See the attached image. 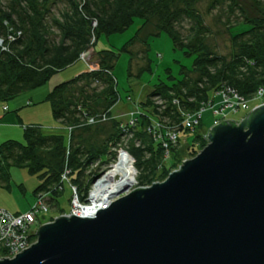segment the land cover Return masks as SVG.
<instances>
[{
    "label": "trees",
    "instance_id": "obj_1",
    "mask_svg": "<svg viewBox=\"0 0 264 264\" xmlns=\"http://www.w3.org/2000/svg\"><path fill=\"white\" fill-rule=\"evenodd\" d=\"M198 1L12 0L8 11L0 6V41L4 43V47H0V102L9 103L45 86L55 74L81 61L82 54L95 50L103 34H122L136 19L144 21L142 31L154 21L155 36L166 33L175 49L196 55L193 70L184 69V78L172 86H156L140 105L136 125L129 127L127 132L121 127L118 138L110 140L115 142L124 135L134 134L136 141L141 143L140 147L127 150L135 158L140 187L167 179L169 169L163 162L166 149L164 143L154 137L155 133L163 138L168 130L178 131L180 136L187 134L192 130L185 126V120L205 106L214 105L215 97L221 98L218 94L231 89L250 102L257 99L258 91L264 87V0L212 1L210 10L225 8L227 20L221 24L229 34V55L217 54L207 44L211 31L203 15L194 8ZM181 19L191 22L187 34L177 28L176 23ZM243 25L248 29L238 32ZM136 39L130 40L123 49L132 56ZM146 50L142 52H148ZM94 53L98 57V62L93 63L94 71L56 85L46 98L55 120L65 130L72 128L71 134L65 138L45 135L37 125L24 127V143L10 140L0 144L1 181L8 176V166L26 167L31 174H39L41 181L34 199L40 193H47L48 203L59 204L63 194L60 190L62 176L68 170L81 202L86 201L90 185L97 177L91 178L94 175L91 173L89 179L86 175L100 151L84 145L75 149V146L84 133L100 126L89 125V118L103 114L112 116L113 107L120 99L113 74L116 53ZM145 56L146 68L151 71L147 54ZM132 60L130 77L133 76ZM80 84L83 87L78 90ZM101 97H104L105 107L99 111L92 104ZM156 98L160 104L154 101ZM249 105L239 111H247ZM196 144H200L202 150L208 144L206 137L199 136L190 145L192 157L198 154ZM169 147L174 150L172 145Z\"/></svg>",
    "mask_w": 264,
    "mask_h": 264
},
{
    "label": "water",
    "instance_id": "obj_2",
    "mask_svg": "<svg viewBox=\"0 0 264 264\" xmlns=\"http://www.w3.org/2000/svg\"><path fill=\"white\" fill-rule=\"evenodd\" d=\"M207 142L165 181L42 225L0 264H264V104Z\"/></svg>",
    "mask_w": 264,
    "mask_h": 264
},
{
    "label": "rangeland",
    "instance_id": "obj_3",
    "mask_svg": "<svg viewBox=\"0 0 264 264\" xmlns=\"http://www.w3.org/2000/svg\"><path fill=\"white\" fill-rule=\"evenodd\" d=\"M212 1L213 0H199L195 3L194 8H196L200 14L203 15L205 23L210 28L211 34L207 39V44L209 47H211V49L217 54L229 55V34L227 28L221 24V22H225L227 20L226 14L224 12L225 8L220 7L215 10H210ZM11 3L12 0H0V6L5 11L9 10ZM143 23V20L136 19L134 24L122 34H114L111 36L103 34L95 46L94 52L96 51V53L101 51H112L117 55L113 74L118 82L117 88L120 99L113 107L112 120L100 124V126L95 127L89 133H84L81 142L78 140L76 143L75 149H77L80 145H84L88 149L93 148L97 151H100L99 157L87 172V177H89L91 173V175L94 174L91 176V178L95 176L103 177L113 166L116 165V163H118V159H120L122 155H125L128 158L131 167L134 169L136 168L135 158L129 153L133 159L132 164L129 155L121 153V151L129 152L127 151L129 148L140 147L141 143L136 141L134 134L124 135L120 137L119 141L115 142L111 141L110 139L117 137L119 135L118 131L121 130V127L124 125L129 126L130 122L132 121L134 124L130 126L136 125L135 119H137L138 114L134 116L131 113H134L137 108L139 109L140 113V105L146 101L149 94L155 89L156 86L161 84L172 86L184 78V74H182L184 69L190 71L193 70L196 55H187L184 50L175 49L171 38L166 33L155 36L153 24L154 21H150L149 25H147V27L141 31L140 29H142ZM176 25L183 34H187L188 29L191 26V22L187 19H181L176 23ZM247 29L248 27L243 25L242 27L238 28L237 31L241 32ZM135 37H137V39L132 48V52L134 53L132 56L123 49L129 43V41ZM147 41L148 43L145 44ZM146 45H148V47H146L147 50L145 49ZM145 50L148 52L144 53ZM144 54H147V59L151 64V71L146 68L147 62L146 56ZM90 60L94 64L97 63V55L92 53ZM131 60V72L133 74L132 77L129 76V65ZM82 67H84V65L82 63H78L76 66L71 67L70 69L58 72L43 88H54L58 84L71 81L75 77L72 74ZM82 84L77 86L78 90L83 87L81 86ZM20 97L21 96H19V98ZM102 99H104V97H101L97 102L92 104V106L99 109V111L105 107ZM17 101L18 98L9 103H5L9 105V107L11 106L12 114H16L13 112V110ZM154 101H156L157 104L161 103L158 98H156ZM126 102L129 103L130 107L128 111H124L125 108L121 106V104ZM250 102H248L250 105L248 106L247 111L241 110L237 113L228 111L225 113L226 117L217 116L214 113L215 110L213 111L211 108L207 107L203 112L202 123H200L195 130L181 135L180 142L178 144H171L174 150H171L169 147V149L165 152L163 162L168 166L169 175L179 170L183 162L191 160L201 153L205 147L201 150L200 144H196L194 147L195 150L198 151V154L195 157H192L190 154L192 147L190 149V145L194 143L199 136H203L205 138L217 120L221 119L222 122L231 120L236 123H241V121L246 118L249 113H251L260 105L264 104V99H254V101ZM135 104L137 105V108L135 107ZM217 108L218 107L215 106V109ZM21 111H23L25 115L24 124L26 126L35 124L42 127V131L45 135H61L65 138L68 137L67 130H65V128L55 120L49 102L32 104L22 108L19 112ZM114 118H117V120ZM19 141L24 143V138L21 137ZM103 152H105V154H103ZM113 158H115V160H113ZM6 174L8 176L5 177V180H0V209L6 210L12 214L24 213L33 204L34 192L41 184L39 174L33 175L30 173L28 168L17 167L13 165H10L6 168ZM139 175L140 174L136 171L134 175L136 184L129 188L130 190L128 192L119 197L126 196L139 187ZM68 180L71 182L70 175ZM163 181L157 180L155 183ZM71 185L75 186L74 182H71ZM72 186L63 191L59 204L53 201L48 203L49 216L45 217L46 219H42L41 226L46 223L53 222L54 220L50 219L52 217L56 219L63 215H71V213H73L72 211L74 207L78 205L87 206V204L79 203V200L81 199L79 196L80 193L78 190L75 191Z\"/></svg>",
    "mask_w": 264,
    "mask_h": 264
},
{
    "label": "built area",
    "instance_id": "obj_4",
    "mask_svg": "<svg viewBox=\"0 0 264 264\" xmlns=\"http://www.w3.org/2000/svg\"><path fill=\"white\" fill-rule=\"evenodd\" d=\"M94 26H96V24H94ZM3 44H4L3 41H0V47H4ZM92 53H94V50H90L89 52L81 55V61L86 64L88 71L95 70V66L90 60ZM218 95H221V104L217 108L218 110L215 109V105L209 104L205 106L197 114L193 116H189L185 120V126L188 129L194 130L200 123H202L203 112L207 107L211 108L213 111L215 110L214 113L217 116H222V117H226L225 113L228 111L237 113L241 108H247L248 102L244 98L238 96L231 89H227ZM257 99L258 100L264 99V87H262L258 91ZM135 107L137 108L136 104ZM4 109L5 111L9 110L7 106ZM131 114H133L134 116L137 114L139 115V109L137 108L136 111ZM114 119L117 120V118ZM111 120H112V116L103 114L96 118H89L88 124L93 126V125L103 124ZM135 120H136L135 122L137 123V119ZM220 123H222L221 119L217 120L214 123V126H217ZM133 124H134L133 121L130 122V125ZM130 125L129 126L124 125L122 127L123 131L127 132L128 128L132 127ZM157 127H159V125H157ZM67 131H68V135H70L72 132V128H68ZM154 137L157 140L162 139L159 141L164 143V148L167 151L171 144H176V143L178 144L180 142L181 136L179 135L178 131L168 130V132H166V134L164 135V138L160 135H157L156 133ZM205 137L207 139V136ZM121 153H125L129 155V153L125 151H121ZM69 175L70 172L67 170L66 173L62 176V180H61L62 186L60 187L61 191H64L65 189H67V187L72 186L71 182L68 180ZM101 177H96V179L92 181L90 188L87 192V197L85 199L86 201L83 203L81 202V200H79V203L87 204L88 206L91 204L92 200L96 199L92 197L97 193V184L100 182ZM72 187L74 188L75 191L77 190L75 186ZM47 201H48V194L40 193L35 197L31 207L24 213L12 214L6 210L0 209V260L14 259L18 254L22 253L24 250L31 248L36 243L37 241L36 234L39 228L41 227V221L43 218L49 216V208ZM108 204H110V202L104 205L107 206ZM72 212L73 213H71V215L78 216L76 207H74Z\"/></svg>",
    "mask_w": 264,
    "mask_h": 264
},
{
    "label": "crops",
    "instance_id": "obj_5",
    "mask_svg": "<svg viewBox=\"0 0 264 264\" xmlns=\"http://www.w3.org/2000/svg\"><path fill=\"white\" fill-rule=\"evenodd\" d=\"M78 63H82L84 67L80 68L74 74H72L75 77L88 71L86 64L83 63L82 61L77 62L74 66H76ZM43 87L33 92H30L26 95H23L20 98L18 97V101L15 103V108L13 110V112H15L16 114L11 113V106L9 107V105L0 102V144L5 143L10 140L20 142L19 139L21 137H24V127H26V125L24 124L25 115L23 111L21 112L19 111L22 108L32 105V104H39V103L47 102L46 98L53 88L45 87L44 89ZM220 104H221V98L215 97L214 105L219 107ZM6 106L9 109L7 111H5L4 109ZM121 106L125 108L124 111H128L130 109L128 102L121 104ZM202 120H203V117H202ZM32 125H35V124H32Z\"/></svg>",
    "mask_w": 264,
    "mask_h": 264
},
{
    "label": "bare ground",
    "instance_id": "obj_6",
    "mask_svg": "<svg viewBox=\"0 0 264 264\" xmlns=\"http://www.w3.org/2000/svg\"><path fill=\"white\" fill-rule=\"evenodd\" d=\"M132 168L128 158L122 155L118 163L97 184V193L92 197L96 199L92 200L88 206H76L77 215L93 218L94 216H90L92 213H97L104 204L114 201L122 194L121 191L133 187L136 184L134 177L136 171Z\"/></svg>",
    "mask_w": 264,
    "mask_h": 264
}]
</instances>
